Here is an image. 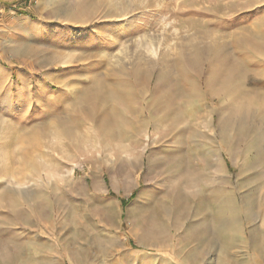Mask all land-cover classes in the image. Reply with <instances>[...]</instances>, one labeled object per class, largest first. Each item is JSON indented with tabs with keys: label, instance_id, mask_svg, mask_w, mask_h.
I'll return each mask as SVG.
<instances>
[{
	"label": "rangeland",
	"instance_id": "obj_1",
	"mask_svg": "<svg viewBox=\"0 0 264 264\" xmlns=\"http://www.w3.org/2000/svg\"><path fill=\"white\" fill-rule=\"evenodd\" d=\"M196 44L214 50L190 73L199 94L176 99L175 63ZM153 51L163 77L123 87ZM0 252L264 264V0H0Z\"/></svg>",
	"mask_w": 264,
	"mask_h": 264
},
{
	"label": "bare ground",
	"instance_id": "obj_2",
	"mask_svg": "<svg viewBox=\"0 0 264 264\" xmlns=\"http://www.w3.org/2000/svg\"><path fill=\"white\" fill-rule=\"evenodd\" d=\"M222 48L224 49V47H222ZM213 52H214L213 48H211L209 45L196 44V45H194L192 47V49L190 51H188V52L182 51L181 53H179L178 61L175 63L176 64L175 65L176 66L175 70H177V74H178L177 76L180 78V80H179L178 83H175V84H173L171 86V89H173V91L175 92V98L176 99H185L186 100V99H193V98H196L198 96L199 92H198L197 84L196 83L192 84L190 82V73H194L196 75V73H197V71H198V69L200 67H203V66L205 67L207 61L210 59V57H211ZM154 54H155L154 55L155 56V60L153 61V63L151 62V64L149 63L148 65L142 64L141 66H138L136 69H134L129 74L130 76H128V77H131L130 79L132 81L131 80H124V81L121 82V85L123 87L131 85L133 87H139V88L141 87L143 89V86L146 85V83H148V81L152 77L157 76V75L160 76V77H163L162 75H160V73H158V69L160 68L161 65H163V62L157 56L156 52H154ZM226 68H227V73L225 74L224 83L222 84V86H224L226 84V82L228 81L230 76L234 77L236 75L235 73L239 69V64L238 63H234V64H230L229 63V65H227ZM142 89H139V90L142 91ZM109 94H111V93H109ZM120 101H124V99H122ZM166 105L167 104H165V102L164 103L160 102V103L156 104L157 111L162 113L163 110H165V109H167L169 107L168 105L167 106ZM173 107H175V106H173ZM168 109H169L170 115L174 114V112L177 113L176 108H172V106H170ZM144 111H145V109H144ZM133 113L135 114V112H133ZM144 114H145V112H144ZM174 115H176V114H174ZM209 117H210V119H209ZM212 117H213V111L209 110L205 106H202L201 111L199 112L198 118L199 119H203V121H204L202 127H203V129L205 131L201 132V134L203 136L204 135L206 137L209 136V132L211 131L210 130V124H211L210 120L212 119ZM137 118L138 119H137L136 123L133 126V128H135L134 130L137 131L138 128H142L144 130V127H145L146 123L144 122L143 118H141V115L137 116ZM192 137H193V135H192ZM214 137H215V132H214L213 136L211 137L212 140H213L211 142V149H212L213 152H215V150H216L215 149L216 147L214 146V142H215V138ZM224 229L227 232V234L231 235V234L234 233L233 232L234 231L233 228L229 227L227 224L224 225ZM234 234L238 235V234H240V231L236 230ZM251 240H253V239H251ZM220 242H221V240H220ZM223 244H224L225 249H227V246H229L230 242L228 241V239H226L225 241H223ZM5 255H6L5 252H0V260H3Z\"/></svg>",
	"mask_w": 264,
	"mask_h": 264
}]
</instances>
